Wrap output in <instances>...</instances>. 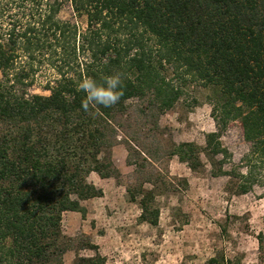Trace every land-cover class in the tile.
I'll use <instances>...</instances> for the list:
<instances>
[{
  "label": "trees",
  "instance_id": "1",
  "mask_svg": "<svg viewBox=\"0 0 264 264\" xmlns=\"http://www.w3.org/2000/svg\"><path fill=\"white\" fill-rule=\"evenodd\" d=\"M65 6L85 25L61 19ZM41 63L53 73L46 95L29 92ZM113 74L122 78L120 101L84 111L79 82ZM190 86L211 92L216 130L203 146L163 144L158 119ZM234 120L250 151L243 166L226 169L220 137ZM116 143L133 167L126 192L140 222L155 225V197L179 186L157 169L165 159L197 173L204 157L236 194L264 186V0H0V264H64L68 250L72 264L105 263L88 235L63 233L61 217L84 214L82 202L102 196L91 173L119 176ZM256 238L263 250V234ZM84 249L92 255H79Z\"/></svg>",
  "mask_w": 264,
  "mask_h": 264
},
{
  "label": "rangeland",
  "instance_id": "2",
  "mask_svg": "<svg viewBox=\"0 0 264 264\" xmlns=\"http://www.w3.org/2000/svg\"><path fill=\"white\" fill-rule=\"evenodd\" d=\"M59 17L85 25L84 17L75 18L69 6L61 9ZM52 77L50 68L41 63L29 92L48 94L42 85ZM209 95L208 89L190 86L169 111L160 115L161 143L187 141L203 146L205 134L216 130ZM131 102L134 107L135 101ZM220 141L230 155L225 168L243 166L250 143L244 139L238 120L227 123ZM126 156L124 144L116 143L111 158L119 176L116 179H101L96 173L88 176L103 194L82 202L84 214L75 211L62 214L64 234L88 235L105 257L104 264H207L208 259L217 256L220 260L216 264H226L227 260L231 264H264V249H259L256 238L259 234L264 236V186L254 185L246 194H236L230 191L233 180L212 176L204 157L205 168L197 173L176 157L165 159L156 165L157 169L179 186L155 197L159 215L152 225L138 220L141 208L128 199L127 187L136 182ZM181 179L188 185L183 186ZM92 253L88 249L79 250V255ZM74 258V250L66 251L64 264H72Z\"/></svg>",
  "mask_w": 264,
  "mask_h": 264
},
{
  "label": "clouds",
  "instance_id": "3",
  "mask_svg": "<svg viewBox=\"0 0 264 264\" xmlns=\"http://www.w3.org/2000/svg\"><path fill=\"white\" fill-rule=\"evenodd\" d=\"M77 88L85 96L86 103L81 105L84 111H88L90 105L110 108L116 105L124 94L120 74L105 76L101 83L91 78L83 79Z\"/></svg>",
  "mask_w": 264,
  "mask_h": 264
}]
</instances>
